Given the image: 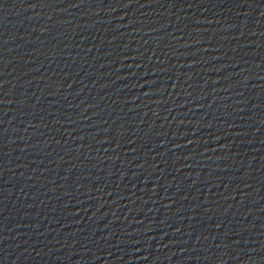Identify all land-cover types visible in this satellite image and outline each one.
I'll use <instances>...</instances> for the list:
<instances>
[{
  "label": "water",
  "instance_id": "1",
  "mask_svg": "<svg viewBox=\"0 0 264 264\" xmlns=\"http://www.w3.org/2000/svg\"><path fill=\"white\" fill-rule=\"evenodd\" d=\"M0 264H264V0H0Z\"/></svg>",
  "mask_w": 264,
  "mask_h": 264
}]
</instances>
